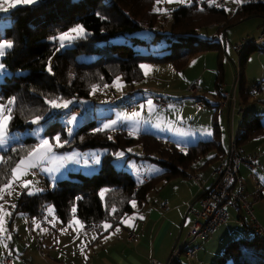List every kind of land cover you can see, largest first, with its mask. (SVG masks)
<instances>
[{"label": "trees", "instance_id": "16d2710c", "mask_svg": "<svg viewBox=\"0 0 264 264\" xmlns=\"http://www.w3.org/2000/svg\"><path fill=\"white\" fill-rule=\"evenodd\" d=\"M155 4L156 0H40L37 5L18 7L4 16L11 19V24L4 33L0 32V41L6 39L13 47L3 60L11 75L0 82V103L6 104L8 99L16 98L9 130L33 131L36 124L31 120L37 115L43 116L40 123H45L54 110L46 103L47 99L72 101L68 113L80 107L83 114L78 117H82V104L91 99L93 86L112 85L118 77H122L125 84L142 80L145 74L141 65L144 64L171 63L183 70L199 53L224 51L222 40L201 39L200 32L215 26L217 34L222 32L225 39L228 29L247 20L260 18L264 21V0H252L239 7L234 15L208 2L183 6L171 14L168 46L156 49L157 42L163 39L161 33H156L152 41L137 36L160 23V14L152 10ZM76 24L86 28L87 38L61 50L59 42H54L52 37ZM257 51L258 47L254 46L241 55V100L246 104L253 97V91L246 87L244 69L250 56ZM49 61L53 62L51 72L48 71ZM208 106L211 105L208 103ZM60 117L47 126L45 136L54 140L59 135L65 142V151L106 150L101 168L91 176L70 173L68 178L42 193L23 192L15 214L38 218L42 208L52 206L66 225L73 220L75 207L76 218L85 226H97L101 237L122 225L131 202L144 204L159 184L185 176L184 171L202 157L217 151L213 160H218L227 153L216 138L201 141L182 153L176 146L169 147L163 139L148 133L132 137L128 130L97 132L96 121L86 123L71 135L68 127L58 120ZM263 137L264 124L262 117L257 115L244 120L237 142L243 146ZM37 143V139L28 137L22 144H14L7 152H0L5 159L11 157L7 165H0V183L14 163ZM138 145L143 149L142 159L157 162L164 169L148 181H138L131 173L114 166L120 152ZM105 189L108 191L102 198L100 193ZM104 223L111 224L112 228L105 231ZM244 224L254 233L250 223ZM223 254L215 264H264V238L254 233L250 239L233 241L228 243Z\"/></svg>", "mask_w": 264, "mask_h": 264}, {"label": "rangeland", "instance_id": "374dc122", "mask_svg": "<svg viewBox=\"0 0 264 264\" xmlns=\"http://www.w3.org/2000/svg\"><path fill=\"white\" fill-rule=\"evenodd\" d=\"M219 1L220 0H215V2H213V0H185L183 3H167L166 0H162L159 5H157L156 2L152 10L157 12V7L160 9V12H157L160 14V23L154 29H144L142 32L138 33L137 36L141 39L152 41L156 36V33H161V38L163 39L158 41L155 47L156 49H162L169 44L167 37L170 35V28L172 25L171 14L178 8L191 6L193 4L202 5L204 2H208L211 5H215L217 8H225L230 15H234L239 7L252 0H243V3L239 4L236 3L235 0H223V5H220ZM39 2L40 0H38L37 3L28 6L37 5ZM18 7L23 6H17L16 8ZM16 8H8L7 11H0L1 33H4L6 28L11 24L10 18L3 17ZM262 33H264V24H262V19L260 18H252L228 29L225 39L222 38L224 36L222 32L217 34L215 26L207 31H202L199 33L201 39H208L217 36L218 38H214V41L222 40V42L226 44V46H224V51L222 53L218 50L199 53L189 61L188 65L183 70H178L171 63L163 65L144 64L149 66L147 73H145L143 69L147 80L146 85L143 86L142 84V81L145 80L144 78L142 80H134L133 82H135V84L129 87L123 83L124 79L119 77V89L115 86L117 79L112 85L97 87L95 92L92 91L91 99L89 101H84L82 104L84 115L82 117L75 116V123H67L72 117H67L69 115L68 112L70 107L64 109L65 111H63V113V109H54L49 119L45 123L36 125L33 131L12 132L9 130L10 136L8 143L0 146V152H7L14 144H22V141L28 137L37 139L38 143L40 139H48L54 143V140L45 136V130L59 115H61V117L58 118V120L68 127V132L71 133V135L79 127L89 122L96 121L100 128L105 123L115 121L116 124L110 129L111 131L118 133L123 130H128V133H131L132 137L137 136V132L151 130L156 133L158 131L157 134L170 137L176 142L182 144L179 146L180 148H187L189 142H191L190 137H197V133H200L202 137L208 135L215 137L218 140V143L228 150L231 143V132H234L235 136H238L240 122L243 117L247 116V119H251L254 116L260 115L264 124V44H259L257 46L258 51L250 56L244 69L246 87L248 90L251 88L255 93L247 104L240 100L241 88L243 85V71L241 68V55L237 53L235 49L237 45L241 44L246 39L251 38L253 41H256ZM73 45L74 43L67 47H61V50L70 48ZM251 47L254 46L248 48ZM9 50H7V52ZM5 56L2 58V62ZM52 64L53 62L51 61V67ZM239 69L241 85H238L235 89ZM10 75L11 73L9 70L4 67V71L0 73V82H4ZM197 76L203 80H197ZM197 83L203 87L202 96L206 101L207 99L205 96H208V101L211 102L210 104L212 106H207L202 110L194 109V101L191 99L189 87ZM221 85L224 92L229 94H232L235 89V95L237 96V111L234 115V122H232L233 113L231 111L229 112V108L231 107L230 103L226 102L224 106V108L228 109H222L221 105L219 107L216 106L220 103L222 98L214 99L213 96H211L215 94L219 97V93L222 92ZM146 86L149 87L143 89L144 91L142 92L130 93L133 88H136L137 90L140 87L145 88ZM153 87L161 89L162 87H165V90L162 89L163 91L161 92L157 89L155 90ZM129 93L130 96L123 98L125 94L127 95ZM163 95L169 98L171 102L170 106L166 109L156 105L153 100L154 96ZM149 99H151L153 104L151 110H149L147 106ZM126 103H130L128 106H135L136 109L134 107L133 112H127ZM141 105L144 107L142 108ZM240 110H243V112ZM134 113H140V116L134 117ZM240 117L241 120L239 121ZM172 144L176 143L173 142ZM63 147L56 148L51 158L38 167L39 173L34 174L31 171L29 175L23 177L24 180L31 181L34 187L24 189L22 187L14 186L12 194L8 195L6 193L2 202H0V204H3L4 210L7 213H10L9 215L4 216V232H0V264H4L1 261L5 256L12 257L13 264H48L44 259L45 255H41L36 246L30 248L28 255L25 258H21L22 254L17 251L16 247H14L15 250L13 249V251H9V247L6 243L14 244L16 246L18 242L16 237L17 232L15 230L18 221L14 220L13 222L12 220L17 217L14 212L15 205L23 192H27V194H29V192L38 194L46 191L49 186L47 180L51 182L50 186H52V184L68 178L70 173L81 172L89 176L98 173V169L102 164L103 156L107 153L106 150L102 149L65 151L63 150ZM120 153H123V157L117 155L114 161V166L118 170H124L131 173L138 181H141L143 176L154 177L164 171L159 163L142 159L144 153L142 147L139 145ZM69 157L72 158L69 159ZM97 160L99 163L96 162ZM191 175L195 174L191 173ZM244 178L246 179L247 187L249 188L246 195V201L252 206L255 217L264 229V173L258 172V170L254 172L250 170L249 174H244ZM176 179L178 178H175L174 180ZM258 181L260 184H258ZM36 189H40L41 191H36ZM188 194V191H185V193L182 194L178 185H171L170 183L165 184V182H162L155 190L151 191L149 195L151 200L156 201H182L184 195ZM13 205L14 207H12ZM50 209L51 214L54 213V208L51 207ZM47 216L49 217L48 212ZM231 216L232 214H230V220L233 219ZM243 216L245 221L250 223L247 214H243ZM233 222H235V220H233ZM240 231H245L244 234H246L249 239L254 236L253 232L247 231L244 227H240ZM187 233L188 232L184 233L182 241L185 239ZM218 236L220 237L218 234L214 239L207 240L204 243V245L212 243L209 248L211 251H216V254L213 252H206V258H203L205 261L204 264H210V260L214 259L215 261L217 259V251L218 249L220 250L219 242L213 241L218 239ZM191 246L200 247L196 261L191 263L199 264L197 261H201V255L205 252V248L204 246L202 247V245L199 246L198 243L192 244ZM226 247L227 246L223 248V251ZM216 248L218 249L216 250ZM182 260L185 264H189L185 257H183Z\"/></svg>", "mask_w": 264, "mask_h": 264}, {"label": "crops", "instance_id": "0c3cea01", "mask_svg": "<svg viewBox=\"0 0 264 264\" xmlns=\"http://www.w3.org/2000/svg\"><path fill=\"white\" fill-rule=\"evenodd\" d=\"M262 24H264L263 20ZM212 38L214 39L218 37L213 36ZM200 79L202 78L197 76V80ZM142 82L143 86L146 85V75L145 80ZM134 84L135 82L125 85L131 87ZM147 87L149 86H146L145 88L140 87L137 90L136 88H133L130 93L142 92L144 91L143 89H146ZM153 88L161 92L165 90V87H162L163 90L161 88ZM130 93L127 95L125 94L123 98L130 96ZM254 94L253 91V95ZM211 96H213L214 99L222 98L221 93H219V97L215 94ZM205 97L210 104L211 102L208 101V96ZM126 104L128 105L130 103ZM216 106L219 107L220 104H217ZM221 108L223 109L224 107ZM234 119L232 122H234ZM240 120L241 117L239 118V121ZM244 120L249 119H247V116L242 118V121L240 122V130ZM137 133L152 134L163 139L169 147L176 146L182 153H187L191 146H194L201 141H211L215 139V137L211 135L202 137L200 133H197V137H190L191 142H189L187 148H183L184 150L181 151L182 148L179 146L182 144L176 142L170 137L157 134L158 131L156 133L151 130ZM236 137L238 138V136ZM173 142L176 144H172ZM220 146L227 150L223 145ZM242 148L248 154L256 152L261 153L260 163L262 168L258 170V172L264 173V137L253 140L246 145H243ZM216 156L217 151L210 153L206 157H202L192 167L184 171L185 176L178 177V179L169 182L171 185H178L182 194L185 193V191L189 192L188 195H184L182 201H156L151 200L149 195L148 201L144 204L135 202L136 206L133 207L131 202L127 207V215L125 219L128 218L129 223L134 226L128 227L127 224L122 223V225L117 227L120 229L119 232H115V228L103 237L100 236L101 232L97 229V226L96 228H91L85 231L86 226L83 223V228H80L79 225L73 224V220L69 224L64 225L58 218L54 207V213H49L52 206L48 207L49 220L45 223H41L36 217H31L24 213H17L15 214L17 217L12 220L13 222L14 220L18 221V224L15 227L18 242L16 246L14 244L6 243L9 247V251H13V249L15 250L14 247H16L17 251L22 254L21 258H25L28 255L30 248L36 246L39 253L45 255L44 259L48 264H150L151 259H157L163 262L168 261L176 246L181 243L184 233L188 232L189 226L192 225L194 221V216L190 211V207H198L199 201L202 199L204 193L210 191L214 186L216 180L215 172L218 169L219 161L222 158L220 157L218 160H213ZM191 173L200 176L201 181L197 182L189 178L188 176ZM245 173L249 174L250 168L247 165H242L240 167V177L245 181L246 190L248 192L249 188L247 187V181L244 178ZM150 178L151 177L143 176L142 180L148 181ZM47 183L49 186L51 185L49 180H47ZM55 184L56 183L52 184L51 187ZM231 214L233 219L230 220L227 225L219 228L218 233L214 237L197 241L199 246L202 245V247L204 246L205 248V252L201 255V261L199 260L197 263H205L203 258H206L205 254L207 251L213 253L216 252L214 250L211 251L209 248L212 243L205 245L204 243L207 240L214 239L218 234L220 237L218 236L219 238L213 241L219 242L220 250L216 248V250L218 249L216 255L217 259L224 255L223 248L227 246L228 243L242 238L247 239L248 236L244 234L245 231H240V227H244L247 230L244 224L246 223L244 216L241 213L238 214L236 212H231ZM140 217H143V219H140ZM233 220H235V222H233ZM70 225L73 226L70 227ZM132 233L136 235V238L133 241L130 240V235ZM93 237L97 238L93 239ZM106 237L107 239H105ZM82 248L83 252L81 251ZM217 259L215 261H217ZM210 261V264L216 263L214 259Z\"/></svg>", "mask_w": 264, "mask_h": 264}, {"label": "built area", "instance_id": "2783aa9c", "mask_svg": "<svg viewBox=\"0 0 264 264\" xmlns=\"http://www.w3.org/2000/svg\"><path fill=\"white\" fill-rule=\"evenodd\" d=\"M219 4L223 5L224 1L220 0ZM259 44H264V33H262L256 41H253L251 38L246 39L244 42L237 45L235 49L237 53L242 55L248 47L258 46ZM240 78L239 69L235 89L241 84ZM221 90L222 99L219 104L224 107L226 102L230 103V111L233 113V120L235 112L237 111V96L235 95V90L232 94H229L224 92L222 85ZM189 92L191 93V99L194 101V109L202 110L208 106V102L202 96L203 87L199 83L190 86ZM153 100L156 105L164 109L168 108L171 103L170 99L165 96H154ZM5 105H7V103ZM129 106H127L128 112H133L134 107ZM240 111L243 112V110ZM82 114V108L77 107L70 111L69 116H81ZM260 158V153H246L244 149L238 145L237 137L234 132H231L230 147L226 155L219 161L218 169L215 172L216 180L214 186L202 197L198 207H190V211L194 216V221L192 225L189 226V231L185 239L176 246L168 261L163 262L157 259H151L150 264H185L182 260L183 257L187 259L189 264L193 263L197 259L200 247L191 245L197 243L200 239H209L213 237L219 228L229 223L231 212L241 213L242 215L247 214L254 233L264 238V229L255 217L252 206L246 201L247 190L243 179L240 177V167L242 165H247L252 172L261 169L262 165L260 163ZM32 173H39V168L32 169ZM189 177L196 181H201V177L198 175L190 174ZM258 184H260L259 181ZM47 212L48 207L41 209V214L38 217L41 223H45L49 220ZM91 228H96V226L86 225L85 231ZM135 238L136 235L132 233L130 235V240L133 241ZM12 261V257L5 256L1 262L4 264H12Z\"/></svg>", "mask_w": 264, "mask_h": 264}, {"label": "snow or ice", "instance_id": "6c2138e0", "mask_svg": "<svg viewBox=\"0 0 264 264\" xmlns=\"http://www.w3.org/2000/svg\"><path fill=\"white\" fill-rule=\"evenodd\" d=\"M38 0H0V11H7L8 8H16L17 6H28L32 5L34 3H37ZM157 5H159L162 0H156ZM167 3H173V2H179L183 3L185 0H166ZM215 2V0H213ZM236 3H243V0H235ZM157 12H160V9L157 7ZM104 19V17H101ZM87 30L82 24H76L75 26L69 28L66 31L61 32L58 36L52 37L54 42H59L60 47H67L73 43H75L78 40L86 39L87 38ZM13 47V44L6 39L0 41V73L4 71V63L2 62V58L7 54V50L11 49ZM141 68L144 69L145 73L149 70V66L147 65H141ZM48 71H52L51 67V61L48 63ZM115 86L119 89L120 87V80L119 77L117 78L115 82ZM93 91H96V87L93 86ZM16 98H10L7 101V105L4 103H0V146L6 145L9 140L10 132V124L11 120L13 118L12 116V106L15 104ZM46 103L49 105L52 109H67L69 105L72 103L70 100H63L62 98H56V99H47ZM147 106L149 110L152 109L153 104L151 99L148 100ZM143 108L144 106L141 105ZM134 117H139L140 113H134ZM43 119V116L37 115L32 120V124L39 125L40 121ZM76 117L72 116L71 119L67 121V123L72 124L75 123ZM116 124L115 121L111 123H105L102 127L97 128V132L110 130L114 127ZM71 134V133H69ZM131 134V133H130ZM64 141L61 140V137L59 135L54 137V143L52 141H49L48 139H40L39 143L36 144L31 149H28L26 152V155L21 156L18 161L14 163V166H12L9 169V172L4 174L2 177L3 183H0V201L4 199V195L7 193L8 195H11L14 186L22 187L24 189H29L34 187L31 181H26L23 179V177L29 175L32 171V169L40 167L46 160L50 159L51 156L54 154L55 149L59 147L64 146ZM184 149L182 148L181 151ZM120 157H123V153L118 154ZM72 157H69L71 159ZM11 160V157H8L5 159L4 156H0V165H7L9 161ZM99 163V161H96ZM36 191H41L40 189H36ZM108 190L105 189L100 193L101 197L103 198L105 196V193ZM29 194H34L33 192H29ZM133 207L136 206L135 201L132 202ZM14 207V205L12 206ZM73 211V224L79 225L80 228H83V224L81 221H79L76 216L75 207L72 209ZM113 212L116 211L115 208L112 209ZM49 213L51 214V209L49 210ZM10 213H7L4 210L3 204H0V232H4V216L9 215ZM140 219H143V217H140ZM122 223L127 224L128 227H133L134 225L129 223L128 218L122 221ZM73 225H70V227ZM103 229L107 231L108 229L112 228V225L109 223H104L102 225ZM115 232H119L120 229L116 228L114 230ZM97 237H93V239H96ZM107 239V237L105 238ZM83 252V248L81 249Z\"/></svg>", "mask_w": 264, "mask_h": 264}, {"label": "water", "instance_id": "95a60500", "mask_svg": "<svg viewBox=\"0 0 264 264\" xmlns=\"http://www.w3.org/2000/svg\"><path fill=\"white\" fill-rule=\"evenodd\" d=\"M224 46H226V44L224 43Z\"/></svg>", "mask_w": 264, "mask_h": 264}]
</instances>
